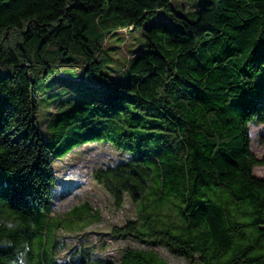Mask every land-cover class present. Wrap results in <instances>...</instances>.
I'll list each match as a JSON object with an SVG mask.
<instances>
[{"label":"trees","instance_id":"obj_1","mask_svg":"<svg viewBox=\"0 0 264 264\" xmlns=\"http://www.w3.org/2000/svg\"><path fill=\"white\" fill-rule=\"evenodd\" d=\"M171 2L106 0L116 27L91 51L85 32L105 0H0V65L10 66L0 77V264H169L154 246L190 264H264V176L252 172L264 154L251 151L249 134V123L264 122V0H201L194 19ZM136 29L144 44L129 49L126 78L111 79L95 53L112 34L124 30L121 45ZM80 48L86 78L69 74L104 92L73 104L61 97L44 135L32 76L60 66L50 61L58 52L74 66ZM98 140L126 155L92 171L114 207L151 189L168 210L151 215L142 204L135 218L112 224L111 241L138 245L116 256L77 245L62 259L56 239L38 262L32 224L53 216L51 160ZM81 206L86 213L75 206L70 221L97 219Z\"/></svg>","mask_w":264,"mask_h":264},{"label":"rangeland","instance_id":"obj_2","mask_svg":"<svg viewBox=\"0 0 264 264\" xmlns=\"http://www.w3.org/2000/svg\"><path fill=\"white\" fill-rule=\"evenodd\" d=\"M200 2L201 0H172L171 6L176 12H185L190 19H194ZM106 9L105 0L104 6L97 10L100 14L94 22H90V27L85 32V36H89L91 40L87 44L91 51L95 50L94 44L98 38L105 40L104 36L106 32L116 27L112 23L113 19L105 13ZM95 13H90L91 18ZM160 16L164 20L169 21L170 26L175 25L170 20V15L167 11L163 10L160 12ZM93 24H95L96 28L99 27L100 31L95 30ZM123 31L121 30L119 32ZM119 32L109 36L106 44L103 46V50L95 53L99 62L103 64V72L109 74L111 79L114 80L126 78V72L123 67L127 65V59L131 56L129 49L134 48L137 44L142 46L144 44L141 29H136L130 35H127L124 43L121 45L120 37L124 35ZM100 33H102V36ZM72 51L71 49L69 56L73 55ZM40 55L45 58L43 53ZM73 56L76 59L70 60V62L75 63L74 66H65L64 63H66V60H63V55L58 52L54 55L55 59L52 57L53 59L50 61L51 63H62L60 66L58 64L52 66V73L46 74L44 78L39 77L41 70H38L32 76L39 86L37 92L38 110L35 124L44 135L47 133L50 134L49 121L55 106L59 108L58 101L61 100V97L64 99L68 98L69 102H71L70 104H73L79 97L104 92V85L98 84L92 78H89L87 82L73 79L74 77L69 74L70 70H75V76L83 79L86 78L83 75V68L80 64L83 62L82 57H87V53L80 48V52H77ZM9 71L10 66L1 63L0 77H3ZM62 108L60 106V109ZM249 134L250 149L257 157H260L264 154V122L249 123ZM125 157L126 155L122 151H119L102 140H98L76 145L66 154L59 155L54 160H51V166L55 176L52 198L56 201L53 216L47 219L42 217L32 224L34 231V249L38 262L46 251L50 252V246L56 239L63 240L65 243L56 252L58 257L62 259H66L77 245L90 247V250L96 256H116V254H119L121 248L126 246L136 247L138 245L134 242L131 243L129 240L124 241L123 239L121 241H111L107 232L112 224H122L128 219L135 218L136 211H139L138 209L136 210V207L139 208L142 204L149 206V208L145 207V210L149 211L151 215L153 212L163 215L164 211L168 210L167 204L162 206L159 203H153L157 200L155 193L151 189H148L145 195L136 202L125 197L122 208L118 209V207H114L111 197L105 191L104 187L92 177V171L98 166L113 163ZM252 172L257 177H263L264 165L254 166ZM67 191L69 193H66ZM64 193L66 194L61 196ZM83 203L91 207L90 215L92 218L97 217V219L88 223V217L85 216L82 220L73 219L70 221V216H67V214H69L73 207L78 206L75 212H73L74 214H80V212L86 213L82 210L84 209V206H81ZM94 211H98L95 216H93ZM157 227L163 228L158 224ZM152 249L165 258L169 264H190L188 260L174 255L163 247L154 246Z\"/></svg>","mask_w":264,"mask_h":264}]
</instances>
